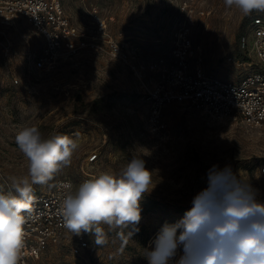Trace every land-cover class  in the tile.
<instances>
[{"label":"rangeland","instance_id":"obj_1","mask_svg":"<svg viewBox=\"0 0 264 264\" xmlns=\"http://www.w3.org/2000/svg\"><path fill=\"white\" fill-rule=\"evenodd\" d=\"M71 22L86 33V46L51 70H37L33 59L44 39L25 19L0 24V192L14 193L12 177L28 173V161L15 136L22 127L36 126L45 139L69 135L78 140L70 165L44 185H33L37 196L62 178L78 187L87 174L119 171L133 157L150 170V192L140 200L139 231L105 229L107 242L82 255L71 252L78 235L48 248L34 264H148L147 249L165 224H175L192 207L195 195L208 187L213 165L228 166L236 177L259 190L264 199V128L239 121L219 124L197 108L175 103L165 109L166 131L152 133L148 105L138 76L109 47H92L97 24L105 20L108 35L139 55L142 62L158 58L174 61L173 50L190 41L192 69L239 82L255 59L243 37H251L249 14L227 8L224 0H62ZM109 39V36H100ZM83 41V40H78ZM252 41H250V44ZM15 77L21 79L14 82Z\"/></svg>","mask_w":264,"mask_h":264},{"label":"clouds","instance_id":"obj_2","mask_svg":"<svg viewBox=\"0 0 264 264\" xmlns=\"http://www.w3.org/2000/svg\"><path fill=\"white\" fill-rule=\"evenodd\" d=\"M243 14L264 10V0H224ZM28 161L25 176L11 178V192H0V264H18L23 255L26 217L34 201L33 185L47 184L70 165L78 140L69 135L45 139L36 126L22 127L15 136ZM152 176L145 161L133 157L119 171H102L78 187L59 185V212L64 226L80 235L92 233L95 244L107 242L102 225L133 235L141 221L140 200L150 192ZM259 190L236 177L231 168L213 165L208 187L175 224L165 223L147 249L148 264H264V199Z\"/></svg>","mask_w":264,"mask_h":264},{"label":"built area","instance_id":"obj_3","mask_svg":"<svg viewBox=\"0 0 264 264\" xmlns=\"http://www.w3.org/2000/svg\"><path fill=\"white\" fill-rule=\"evenodd\" d=\"M22 18L31 23L45 42L39 55L33 59L37 70L53 69L60 61L71 58L87 45L85 31L71 22L62 0H0L1 25L10 27ZM97 34L91 46L104 49L99 43L102 39L111 54L124 61L139 77L143 98L148 105L150 132L162 134L166 131L165 109L175 103L193 106L219 124L239 121L264 128L263 16L253 17L251 37H243L241 41L243 48L251 47L255 59L247 62L250 71L239 82L206 74L200 65L192 69L190 41L174 48L173 62L165 58L142 62L136 52L108 35L105 20L98 22ZM103 35L109 36V39L100 38ZM20 81L19 77H15L16 84ZM260 174L264 175V164L260 166ZM93 177L87 174L85 180ZM65 182L77 187L68 178L59 179L52 189L34 196L31 212L24 213V248L18 264H34L48 248L67 240L69 230L59 212L63 198L59 185ZM89 247L88 240L80 234L71 243V252L82 255Z\"/></svg>","mask_w":264,"mask_h":264}]
</instances>
